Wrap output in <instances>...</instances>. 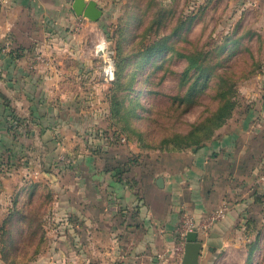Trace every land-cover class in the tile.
Here are the masks:
<instances>
[{
  "label": "rangeland",
  "instance_id": "rangeland-1",
  "mask_svg": "<svg viewBox=\"0 0 264 264\" xmlns=\"http://www.w3.org/2000/svg\"><path fill=\"white\" fill-rule=\"evenodd\" d=\"M96 1L104 13L98 21L85 18V23L66 24L65 31L64 27L60 32L51 30V34L56 30L53 34L58 39L51 45L56 56L50 54L49 62L55 70L65 71L62 81L72 97V109L67 114L72 125L70 131L66 129L64 152L55 154L50 172L45 173L46 165L41 163L39 175L32 169L33 175L18 170L20 158L11 162L8 153L0 156L4 159L0 165V226L16 196L23 206L34 193L32 207H41L39 217L45 230L41 245L38 235L8 256L0 237V264H113L109 247L104 256L97 251L92 240L95 228L85 224L78 209L71 213L56 204L68 195L65 185H71L69 197L79 204L80 183L88 173L87 154L95 156L88 161L94 166L101 154L111 151L121 154V159H125L123 155L133 159L132 153L156 157L177 149L188 154L197 151L166 141L176 134H189L194 123L211 115L220 105V87L231 91L237 107L223 126L214 129L204 147L222 140L246 117L260 120L258 124L264 129V0ZM182 23L184 28L176 33ZM168 36H172L169 51L150 60L148 47ZM182 53H202L209 69L206 72L212 75V81L196 91L194 100L186 102L181 97L190 83L186 88L180 84L188 65ZM221 53L228 55V60L222 62ZM117 72L123 74L119 81ZM114 96L122 102L120 115L112 112ZM136 98L138 104L134 103ZM33 145L29 144V150L35 165L40 158ZM239 227L236 237H230L233 241L227 250L217 253L211 264H249L248 245L258 232L261 252L254 254L251 264H261L264 218ZM25 231L22 227L19 237Z\"/></svg>",
  "mask_w": 264,
  "mask_h": 264
},
{
  "label": "crops",
  "instance_id": "crops-1",
  "mask_svg": "<svg viewBox=\"0 0 264 264\" xmlns=\"http://www.w3.org/2000/svg\"><path fill=\"white\" fill-rule=\"evenodd\" d=\"M69 1L74 0H0V156L8 153L11 162L22 159L17 169L26 175L33 173L31 169L39 175L41 163L45 173L53 169L55 154L64 152L66 129L72 125L67 118L72 97L62 81L65 71L49 62L50 54L56 56L51 45L58 39L51 30L85 23ZM39 55L48 62L39 61ZM12 118L18 125L15 133L8 129ZM259 122L246 117L222 140L190 154L160 153L142 159L135 169L124 171L122 179L117 172L124 165L115 164L125 160L121 154L103 153L94 166L88 163L94 155L87 154L89 175L80 183L79 204L69 197L71 185H65L68 195L56 204L71 213L78 209L85 224L95 228L97 251L104 256L109 247L113 264H171L183 210L200 219L227 201L226 217L199 236L200 264H211L230 246L239 225L252 217L258 223L264 218V129ZM31 142L40 158L35 165Z\"/></svg>",
  "mask_w": 264,
  "mask_h": 264
},
{
  "label": "trees",
  "instance_id": "trees-1",
  "mask_svg": "<svg viewBox=\"0 0 264 264\" xmlns=\"http://www.w3.org/2000/svg\"><path fill=\"white\" fill-rule=\"evenodd\" d=\"M184 28L183 23L178 26V29ZM172 36L163 37L162 39H159L158 41L151 44L147 49V54L150 57V60L154 57L161 56L163 52H168L170 49V39ZM232 40L229 41L231 43ZM227 45V41L224 43ZM222 46V45H221ZM220 46V47H221ZM223 52V51H220ZM222 62H225L228 60V55H225L224 53H221ZM157 55V56H155ZM182 57H185L188 61V65L186 69L183 72L182 78L180 77V84L182 88H186V85H189V87L184 92V95L181 97L182 102L190 101L191 99L194 100V97L197 95L196 91L203 90L206 85L212 81V75L207 74L208 67L206 66V60L204 59V55L202 53L200 54H180ZM157 60L154 59L153 63L156 65ZM209 70V69H208ZM226 71V70H225ZM123 74L120 72L116 73L117 81L122 79ZM219 85H221V79L219 81ZM233 88V87H232ZM231 91L228 89H225L223 87L219 88L218 91V97L220 98V105L217 107V109L212 112L211 115L207 116L205 119L194 123L192 126V130L187 135L182 134H176L173 138L167 139L166 142H172L175 144V146H179L181 149L183 148H190L195 147L197 150L203 148L206 144V141L212 138V135L214 133V129H217L221 126H223L227 120L232 116V113L234 109L237 107V101L234 100V95H230ZM113 113L114 115H120L121 113V107L122 104L121 101L117 98V96H114L113 98ZM134 103L138 104V98L135 99ZM112 104V103H111ZM14 118V117H13ZM11 119L8 123V129L11 131L16 132L17 129V121L15 119ZM1 148V147H0ZM2 149V148H1ZM0 149V150H1ZM172 152H182L181 150H175ZM132 156L134 157L131 159V157H126L124 161L118 160V163L123 164L124 166L120 167V170L117 172V176H119L122 179V175L124 171L131 170L134 164H141L142 159L150 157V155H143L138 153H132ZM10 156H8L9 160ZM123 162V163H122ZM9 164V163H8ZM0 165H3V162L0 161ZM128 165L129 168L126 166ZM117 169V167H116ZM48 196V195H47ZM18 196H16L15 202L12 207L9 209L8 215L3 219L1 223V242L3 243V252L5 256H8L11 251H16L18 246L22 243H25L27 241L33 242L34 238H36L39 235L40 242L38 245H41L44 240L45 230L43 229V226L40 221L39 215H41L40 210L41 207H37L34 209L33 203H34V193H32L28 199V201L23 204V206H20V202L18 201ZM51 200V197L49 196V201ZM257 223V220L253 217L248 220L247 223ZM22 227H26L25 235L20 236L22 234ZM261 234L258 232L255 239L251 241L248 245V262L251 264V259L260 250V239ZM41 243V244H40ZM5 248V251H4ZM261 264H264V257L261 260Z\"/></svg>",
  "mask_w": 264,
  "mask_h": 264
},
{
  "label": "built area",
  "instance_id": "built-area-1",
  "mask_svg": "<svg viewBox=\"0 0 264 264\" xmlns=\"http://www.w3.org/2000/svg\"><path fill=\"white\" fill-rule=\"evenodd\" d=\"M39 61H44L42 56H37ZM111 72V70L109 71ZM113 77V71L111 72V79ZM0 138H1V125H0ZM229 209V203L224 201L220 207L212 211L208 215L197 218L191 211L183 210L180 224L177 229L178 243L174 246L173 252L176 254V258L171 264H182L185 247L187 244V236L191 231H197L198 235L206 234L217 222L223 220L226 217Z\"/></svg>",
  "mask_w": 264,
  "mask_h": 264
},
{
  "label": "water",
  "instance_id": "water-1",
  "mask_svg": "<svg viewBox=\"0 0 264 264\" xmlns=\"http://www.w3.org/2000/svg\"><path fill=\"white\" fill-rule=\"evenodd\" d=\"M72 8L77 16L88 18L94 22L101 19L104 14L96 0H74ZM158 183L163 186L162 177L158 179ZM202 247L203 243L199 239L198 232H189L182 264H200Z\"/></svg>",
  "mask_w": 264,
  "mask_h": 264
}]
</instances>
